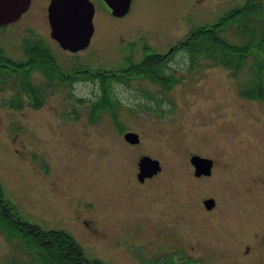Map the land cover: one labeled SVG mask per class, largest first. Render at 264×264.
<instances>
[{"label":"rangeland","instance_id":"1","mask_svg":"<svg viewBox=\"0 0 264 264\" xmlns=\"http://www.w3.org/2000/svg\"><path fill=\"white\" fill-rule=\"evenodd\" d=\"M91 1L95 34L76 56L52 40L47 13L34 10L0 28V59L27 63L24 45L43 38L65 73L32 65L35 99L15 73L25 69L0 63L4 196L20 218L71 235L87 258L104 264H264V101L240 96L264 58L251 55L234 77V69L205 59L193 65L178 53L165 69L169 85L106 80V103L103 85L75 74L82 64L116 73L150 53L164 55L248 0H134L121 18ZM231 30L224 36L241 45ZM127 133L140 142H127ZM145 156L161 170L141 179ZM193 156L213 161L210 175L196 176ZM31 261L0 230V264Z\"/></svg>","mask_w":264,"mask_h":264},{"label":"trees","instance_id":"2","mask_svg":"<svg viewBox=\"0 0 264 264\" xmlns=\"http://www.w3.org/2000/svg\"><path fill=\"white\" fill-rule=\"evenodd\" d=\"M229 29H232V32L234 31L235 36L243 39L241 45L229 43L224 36ZM26 45L25 53L28 55L29 62L17 64L10 60L5 61L0 59V63H6L3 65L4 69L8 65L16 66L14 68L15 71L24 68L25 70H17L15 73H19L21 76V88L25 91L24 93L36 99L40 94V90L35 89L33 84L30 83L34 67L36 65L43 66L46 63L50 70L52 65L53 68L55 66L56 70L62 71L51 49L42 40H31ZM178 53L188 55L193 65L197 61L205 59L211 60L227 69H234V77H236L247 64L251 55L262 56L264 58V4L259 0H248L244 6L230 11L215 25L194 28L186 39L180 42L169 53L164 55L150 53L140 65L117 72L114 75L104 72L102 69H99L97 72L89 70L91 73L87 79L96 82V78H100L105 93L103 102L106 103L110 89L106 80L111 83H128L130 80L144 77L151 78L153 82L162 80L163 83L169 85V82L173 79L168 76L165 69H168L170 63ZM31 62H34V64ZM32 65L33 69L31 70ZM1 72L2 70H0ZM75 72L76 75L84 77L83 73L79 71ZM62 73L65 76L64 72ZM51 75L54 76L55 74L51 73ZM74 77H70L71 82H73L72 86L74 85ZM254 78L257 81L242 89L240 96L245 99L264 101V60L259 61L257 66L253 67V80ZM167 79H170V81ZM250 90L257 91L255 96H248ZM108 105H112L108 109H111L113 115L117 118V113H115L117 110L112 107L118 105L114 102ZM0 230H2V233L9 241L14 239L24 248V251L32 259L30 264H104L100 260L87 258L83 248L71 235L64 232H46L20 218L19 214L17 215L16 208L4 196L1 185ZM184 261V263L187 262L186 259Z\"/></svg>","mask_w":264,"mask_h":264},{"label":"water","instance_id":"3","mask_svg":"<svg viewBox=\"0 0 264 264\" xmlns=\"http://www.w3.org/2000/svg\"><path fill=\"white\" fill-rule=\"evenodd\" d=\"M108 6L117 18L124 17L130 9L131 0H106ZM31 0H0V28L19 21L29 9ZM52 37L58 41L64 50L77 53L86 49L93 35V18L95 7L89 0H53L49 8ZM125 139L131 144H138L140 138L135 133L125 134ZM191 163L195 167L197 177L210 175L213 161L199 156H193ZM141 179L154 176L160 170L157 160L145 156L139 162ZM215 200L204 201L207 210L215 207Z\"/></svg>","mask_w":264,"mask_h":264},{"label":"flooded vegetation","instance_id":"4","mask_svg":"<svg viewBox=\"0 0 264 264\" xmlns=\"http://www.w3.org/2000/svg\"><path fill=\"white\" fill-rule=\"evenodd\" d=\"M93 5H94V3L91 1V0H89ZM102 3H103V5L108 9V11L109 12H111L112 13V16H113V12H112V10H111V8L108 6V4H107V1L106 0H100ZM134 0H131V5H130V9H129V12H130V10H131V7H132V2H133ZM53 3V0H31V5H30V7H29V9L23 14V16H26V15H28L29 13L31 14V12L32 11H37V13L38 12H41V13H43V15H45L46 16V14L45 13H47V19H48V22H49V26H50V37L52 38V40L58 45V46H60V44L58 43V41L57 40H55L53 37H52V27H51V23H50V13H49V8H50V6H51V4ZM36 7V9H35V7ZM34 7V8H33ZM37 7H40L41 8V10H38L37 9ZM128 12V13H129ZM127 13V14H128ZM126 14V15H127ZM34 15V14H33ZM125 15V16H126ZM22 16V17H23ZM124 16V17H125ZM96 17H97V10L95 9V15H94V18H93V27H94V31H93V35H92V37H91V41H90V44H89V46L87 47V48H89L90 47V45H91V42L93 41V37H94V34H95V19H96ZM115 17V16H114ZM36 39L38 40V38L36 37ZM44 40L43 38H39V40ZM26 45V44H25ZM25 45H24V50L26 49V47H25ZM27 46V45H26ZM48 47V46H47ZM176 47V46H175ZM49 48V47H48ZM60 48L62 49V50H64L61 46H60ZM87 48L86 49H84V50H87ZM84 50H82V51H84ZM52 51V50H51ZM64 51H68V50H64ZM82 51H79L78 53H80V52H82ZM68 52H70L71 54H73L74 56H76V55H78V53H73V52H71V51H68ZM143 61H141V62H138V63H135V62H133V63H128L127 65H125V66H122V67H119L118 69H115L116 70V73L117 72H120V71H124V70H127V69H130V68H135L136 66H138V65H140L141 63H142ZM78 64H82V63H78ZM60 65V64H59ZM86 67H87V69H86ZM77 69L79 70V72H81V73H83V75L85 76V77H88V76H90V71L89 70H91L92 71V67H88L87 65H84V64H82V65H79V66H77ZM65 74V73H64ZM115 73L113 72L112 73V75H114ZM90 82H91V80H90ZM93 84H95V85H97V86H100L101 85V82L100 81H96V82H92ZM124 83V84H123ZM115 84H119V85H127V84H129V83H126V82H118V83H115Z\"/></svg>","mask_w":264,"mask_h":264}]
</instances>
